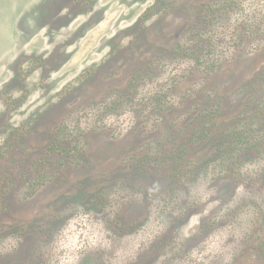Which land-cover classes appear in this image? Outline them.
<instances>
[{
	"label": "rangeland",
	"instance_id": "obj_1",
	"mask_svg": "<svg viewBox=\"0 0 264 264\" xmlns=\"http://www.w3.org/2000/svg\"><path fill=\"white\" fill-rule=\"evenodd\" d=\"M0 264H264V0H0Z\"/></svg>",
	"mask_w": 264,
	"mask_h": 264
}]
</instances>
